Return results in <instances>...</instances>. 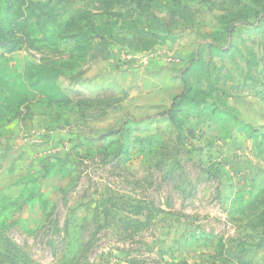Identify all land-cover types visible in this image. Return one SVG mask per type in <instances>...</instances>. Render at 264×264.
Here are the masks:
<instances>
[{
	"label": "rangeland",
	"instance_id": "obj_1",
	"mask_svg": "<svg viewBox=\"0 0 264 264\" xmlns=\"http://www.w3.org/2000/svg\"><path fill=\"white\" fill-rule=\"evenodd\" d=\"M15 1L56 41L15 48L0 0V75L19 79L0 88V225L24 261L264 264V0ZM63 62L61 103L20 101ZM184 84L175 129L155 118Z\"/></svg>",
	"mask_w": 264,
	"mask_h": 264
},
{
	"label": "trees",
	"instance_id": "obj_2",
	"mask_svg": "<svg viewBox=\"0 0 264 264\" xmlns=\"http://www.w3.org/2000/svg\"><path fill=\"white\" fill-rule=\"evenodd\" d=\"M110 1V0H109ZM115 3H120V2H125V1H130L134 3H138V8L145 9L146 11L150 12V14H154L155 10H157L163 2H177L180 3L182 0H112ZM141 2H145L144 6H141ZM16 1L15 0H7L6 2V7H5V15H4V23L3 25L5 26L4 28L7 30V35L9 38H15L19 37V42L15 44V48L19 44H29L33 42V39H31L33 36L32 34L34 31L38 33V37H41V42H49L51 46H54L56 44L55 39H53V35L48 32L47 29H39V30H34L32 28V34L26 33V28L21 27L20 24L22 23V19L24 18V12L21 10L20 7L16 6ZM110 4V3H109ZM129 16V15H128ZM140 15L137 14V17L130 19H125L122 21L123 27H131L132 29H136L137 25L139 23H143L141 20V17L139 19ZM76 33L71 37L72 40L75 43V48L76 51L79 52L80 56L79 58L81 60L86 58V54L84 53L86 46L88 45V39H86L82 33H77L78 31H75ZM140 34L142 37H147L149 33H137ZM11 51L8 49H5V46H0V60L4 57L5 53ZM68 67L72 68L73 66L70 65L69 62H63L60 64L59 67L54 66L52 70H47V71H39L37 72L32 81L31 85L27 86L26 84L23 83L22 85V92L19 93V98L22 103L26 102H31L34 99L37 100H47L50 103L54 104H59L62 102L61 98H65L66 96L64 95V92L60 89L58 83L60 78H63V74H59L58 71L62 70L63 68ZM13 79L19 80L17 77H14L12 75H0V88H7L11 85H9L10 80ZM13 82V83H14ZM190 93V90L188 89V85L184 84V90L181 95L176 97L172 104L171 107L156 117L155 119H158L159 121L166 122L170 125H172L175 129H178L182 127L181 121L179 122L177 120L178 117V111L182 107V105L187 101V96ZM190 134H193L192 131H188ZM124 147L123 143H119L118 145V150H122ZM46 178V177H44ZM35 198V197H34ZM36 202L38 203L40 201V204L43 205L44 207L46 206L47 200L43 198V195L38 193L36 195ZM154 202L148 203V206H150V209L147 210V212H151V206H153ZM147 206V207H148ZM23 209V208H22ZM19 209V210H22ZM146 209V208H145ZM22 212V211H21ZM18 214V213H17ZM20 214V213H19ZM16 215V214H14ZM12 215V216H14ZM137 216L140 215L142 216V213H137ZM1 223V222H0ZM91 226L89 229H87V237H83L81 239L80 243V249L81 251H85L89 247H91L90 242H91ZM66 231L67 234L70 233L71 231V225L67 224L66 225ZM18 247L13 244L10 240L9 237L6 236L4 230L2 229L0 225V264H27L29 263L27 260L24 261V257L19 253Z\"/></svg>",
	"mask_w": 264,
	"mask_h": 264
}]
</instances>
